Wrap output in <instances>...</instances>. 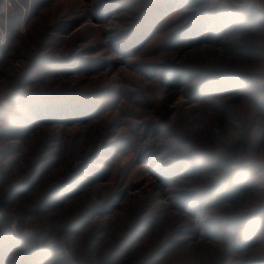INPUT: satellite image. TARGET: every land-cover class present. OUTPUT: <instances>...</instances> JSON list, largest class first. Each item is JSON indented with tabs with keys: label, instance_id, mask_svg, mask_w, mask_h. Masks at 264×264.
Wrapping results in <instances>:
<instances>
[{
	"label": "rangeland",
	"instance_id": "374dc122",
	"mask_svg": "<svg viewBox=\"0 0 264 264\" xmlns=\"http://www.w3.org/2000/svg\"><path fill=\"white\" fill-rule=\"evenodd\" d=\"M167 1L0 0V264H264V0Z\"/></svg>",
	"mask_w": 264,
	"mask_h": 264
},
{
	"label": "trees",
	"instance_id": "16d2710c",
	"mask_svg": "<svg viewBox=\"0 0 264 264\" xmlns=\"http://www.w3.org/2000/svg\"><path fill=\"white\" fill-rule=\"evenodd\" d=\"M167 4H168L167 7L159 9L160 14H158V15H160V16L157 19L158 20L157 23H155L152 26V29L149 31L150 35L153 34V32L155 30L158 31V26H159L160 22L165 20L164 19L165 18L164 17L165 12H163V11H167L171 8L170 7L171 6V0L167 1ZM174 6H175V4H174ZM221 12H223V11H221ZM230 14L232 15L231 18H235L234 21L230 23L231 24L230 26H232L236 21H239V20L242 21V20L246 19L244 16L246 13L240 12L239 10H236V9H234V10L231 9L229 11L228 15H230ZM220 15H221L220 18H223V20H225V21H226L225 18H229V17H227L228 15L225 16L223 13ZM250 17L252 18L253 15H251ZM142 40H144V37L140 38L139 44L142 43ZM137 47H139V46H137ZM243 76H244L242 79L243 81H241V83L247 82L248 84L251 85L252 91L257 93V99H258L259 105H260L261 109L264 111V83L262 85H259L257 79L254 77V75H252L250 73L244 74ZM232 86H233V83L229 80L228 81L226 80L222 85H220V88H222L223 91H225V90L229 91L230 89H232ZM239 95H240V93H239ZM222 166H228V165H223V162H221V163L217 162V163L213 164L212 167L209 168V170L218 171L219 169L222 168ZM216 188H217L216 192L218 193L219 200L222 201V203H226V204L231 205V206H235L238 204L239 201L244 200V196L247 194V191H248L246 186L242 187L240 185H238L236 187L234 186L232 188L225 190L222 187V185L219 184V185H217ZM236 248H238V247H236Z\"/></svg>",
	"mask_w": 264,
	"mask_h": 264
}]
</instances>
